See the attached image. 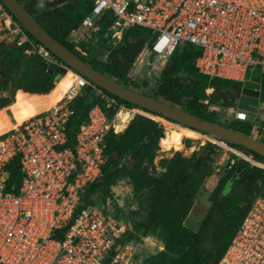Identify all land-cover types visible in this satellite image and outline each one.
Listing matches in <instances>:
<instances>
[{"label":"built area","instance_id":"built-area-1","mask_svg":"<svg viewBox=\"0 0 264 264\" xmlns=\"http://www.w3.org/2000/svg\"><path fill=\"white\" fill-rule=\"evenodd\" d=\"M106 14L111 17L107 27L111 40L120 41L132 28L152 35L143 60L149 79L159 77L183 44L200 50L194 67L210 80L243 84L255 72L264 76V0H92L90 13L70 31L69 42L85 41L86 32ZM0 42L25 47L26 54L39 56L48 66L65 67L13 20L1 2ZM75 50L87 56L82 47L76 45ZM66 69L72 72L73 82L60 101L0 133V264H133L134 244L116 246L129 226L108 209L80 210V206L85 188L101 177L107 159L105 136L121 134L137 114L152 120L154 116L119 104L114 96ZM86 87L115 112L108 118L100 106L92 107L75 131L73 143L65 146L72 102ZM212 91L207 88L206 96ZM199 102L208 105L209 101ZM124 115H131L130 120L124 121ZM233 122H249L248 113L237 110ZM251 133L264 136V122ZM203 135L201 141L223 152L210 178L231 170L238 157L264 169V163ZM15 158L23 178L17 192L6 191L7 167ZM218 264H264V197L254 199Z\"/></svg>","mask_w":264,"mask_h":264},{"label":"trees","instance_id":"trees-1","mask_svg":"<svg viewBox=\"0 0 264 264\" xmlns=\"http://www.w3.org/2000/svg\"><path fill=\"white\" fill-rule=\"evenodd\" d=\"M18 1L21 3L20 0ZM61 1L64 3L60 6L55 3L47 4L40 16H37L34 11L35 0H25L26 4H21L52 38L94 69L125 87L174 106H178L176 98H186L185 103L182 106L179 105V108L215 122L213 113L208 114L207 109L213 104L214 95L226 93L232 81L217 78L210 80L199 74L194 67L195 60L200 55L198 48L183 44L182 48H177L168 59L156 80L145 76L147 80H152L151 83L144 80L138 81L134 72L123 71L112 61L102 67L91 63L88 60V53L86 57L81 56L75 50V46L78 45L86 51L87 47L97 44L116 51H126L145 44L144 60L150 48L149 43L152 37L150 32L143 28H132L123 33L120 41L111 40L107 33L111 17L106 14L96 23L95 29L86 32L85 41L71 43L68 40L69 33L72 29L79 28L82 19L90 13L92 0ZM13 20L16 21L14 18ZM115 44L117 45L114 46ZM25 49L15 44L0 42L2 51L0 91H6L11 87L14 92L22 91L29 96L47 94L42 109L50 107L58 98L59 87L68 78L63 77L58 84L54 85L55 74L48 72L46 62L35 54H26ZM207 88L213 89L209 96L205 94ZM87 97H91V103L84 106L81 101ZM115 99L127 108H138L116 97ZM200 99H208V105L200 103ZM14 100V98L2 100L0 108L9 106L8 109L18 124L42 110H34L24 96L15 103H13ZM95 105L100 106L108 118H111L115 112L113 109L104 107L103 101L91 87L84 88L72 102L73 115L66 125L65 146L73 143L75 131L81 123L86 121L89 110ZM165 120L171 122H168L170 127L175 126L177 129L181 127L175 122ZM238 123L241 124V129L227 127L251 136V123ZM163 137L164 129L158 122L138 114L130 120L121 134L108 133L104 138V154L107 159L102 166L101 177L85 188L80 210L95 206L90 196L96 190L102 194L101 203L105 204L108 199L115 206L114 201L109 198L110 189L117 181L125 178L131 186L132 197L134 199L140 197L145 202L146 218L128 228L117 240L116 246L139 241L141 236L153 231L161 239L163 250L144 258L141 264H218L254 199L264 197V169L245 162L244 170L235 179H232V176L236 169V162L231 170L222 171L207 198L208 208L197 228L193 230L187 227L185 222L205 180L213 172V164L217 160V152L220 148L211 142L193 137L199 139L197 140L199 147L197 146V149L188 157L176 152L171 158L163 160L160 165L164 171L155 177L151 172L159 151V141ZM260 141L264 143V140ZM190 144L191 141L186 140L184 146L190 147ZM229 145L251 156L255 161L264 163V158L253 152ZM7 171L9 178L5 190L17 192L23 178L17 158L11 161ZM117 213L118 211H115L113 216L120 220Z\"/></svg>","mask_w":264,"mask_h":264},{"label":"rangeland","instance_id":"rangeland-1","mask_svg":"<svg viewBox=\"0 0 264 264\" xmlns=\"http://www.w3.org/2000/svg\"><path fill=\"white\" fill-rule=\"evenodd\" d=\"M21 3L26 4L25 0H20ZM36 6L34 7V11L36 12L37 16H40L42 11L44 10L45 6L50 3H55L57 5H62L64 2L61 0H35ZM115 44L114 46H116ZM182 45L178 47V49H181ZM87 53H88V60L91 63H94L95 65H100L101 67L104 66L107 62L112 61L116 63L123 71H132L136 74L138 81L144 80L151 83L152 80L146 79V74L143 68V56L145 54V44L138 48H130L126 51H116L113 48H106L101 45H91L90 47H87ZM1 50H0V63H1ZM169 68V67H168ZM255 76H260L262 87H264V76L260 75L258 72L254 73ZM66 79L67 76H64ZM55 85V83H54ZM14 92L11 87H9L6 91H0V105L2 104V100L14 98L15 100L13 103H15L17 100H20L23 98V96L27 99L26 101L31 104L32 108L34 110L42 109L45 98L41 96H26L25 94L22 95L21 98L17 99V96H21L22 91ZM213 92V91H212ZM264 92V90H263ZM262 98V99H261ZM186 98L179 97L176 98L175 101L178 103V106H182V104L185 103ZM213 104L209 106L208 114L213 113L214 115V123H217L219 125L223 126H230L233 129H241V124L238 122H233V115L237 110H243L249 115V121L253 127H256L257 125L264 122V93L260 95L259 99L243 96L240 93H237V95H233L231 97H225L215 94L212 98ZM221 101V102H219ZM12 103V104H13ZM81 103L84 106H88L91 103V97L84 98ZM10 104V105H12ZM171 105V104H170ZM174 106V105H172ZM178 106H174L179 108ZM9 106L0 108V133L7 131L10 128L11 122L13 120V123L18 124L17 121H15L14 117L12 116L10 110L8 109ZM181 109V108H179ZM183 110V109H181ZM186 111V110H184ZM6 113V114H5ZM11 117V122L8 116ZM157 118V119H156ZM156 120L158 124L162 126L164 129V137H165V131L167 129H170V132L172 134V147L171 149H165L162 148L159 141V151L156 154L155 160L153 162V171L151 172L153 176L157 177L162 174L164 169L160 165V163L163 160H167L172 157V155L176 152H179L182 156L188 157L193 151H195L199 144V140L201 137L194 135L197 133L198 135L203 133H200L195 130H189L188 127L185 128V126L176 124L181 126L179 129L175 128V126L170 127L171 122L166 121L163 116H154L153 120ZM154 120V121H155ZM169 122V123H168ZM165 123V124H164ZM20 124V123H19ZM174 124V123H172ZM255 139H258L259 141L262 139L264 140V136H261L260 134L256 135L255 133H251ZM251 136V137H252ZM163 137V138H164ZM199 139H196V138ZM210 137V136H205ZM193 138V139H192ZM186 140L191 141L190 147H185L184 143ZM201 140V139H200ZM216 140V139H215ZM227 144V142H226ZM199 147V146H198ZM179 150V151H176ZM219 150V149H218ZM218 157L220 158L223 155L222 150L220 149L219 152H217ZM237 160V159H236ZM226 164L223 162V165ZM222 169V168H221ZM221 174H217L216 177L210 178L208 177L199 194L197 195V198L194 203V207L192 211L190 212L188 218L186 219V226L195 230L199 224L200 219L202 218L203 214L206 212V209L208 208L207 198L214 189L217 181L219 180ZM110 196L109 198L114 201L115 206L112 205V202L107 199L106 203L103 204L100 202L102 200V194L100 191H95L91 196L92 202L95 204L96 208H105L109 210L110 214H114L115 211H118V218H120V221H122L124 224L129 226L131 228L134 223H137L139 221H143L146 218V204L145 202L138 197V199H134L132 197L131 193V186L127 179H121L117 181L110 189ZM108 198V197H107ZM136 248V256L134 259L133 264H141V262L144 260V258L148 256H153L156 253L163 250V243L160 238H158L157 234L153 231L148 232L146 235L141 236L139 241L132 242Z\"/></svg>","mask_w":264,"mask_h":264},{"label":"water","instance_id":"water-1","mask_svg":"<svg viewBox=\"0 0 264 264\" xmlns=\"http://www.w3.org/2000/svg\"><path fill=\"white\" fill-rule=\"evenodd\" d=\"M4 8L22 26V28L37 42L42 44L65 67L55 64L48 66V72L54 73L55 83L66 74L67 69L81 75L92 84L101 88L108 94L133 106L139 107L149 113L159 114L165 119L179 125L188 127L210 137L222 140L231 145L264 158V143L241 132L223 125L196 116L188 111L181 110L155 97L143 94L118 83L111 77L94 69L91 65L80 59L66 47L52 38L35 20V18L22 6L18 0H0ZM261 87L260 77L253 76L242 84L241 94L251 98H258ZM245 168V159L238 157L236 169L232 176L235 179Z\"/></svg>","mask_w":264,"mask_h":264},{"label":"bare ground","instance_id":"bare-ground-1","mask_svg":"<svg viewBox=\"0 0 264 264\" xmlns=\"http://www.w3.org/2000/svg\"><path fill=\"white\" fill-rule=\"evenodd\" d=\"M64 76H67L68 79H67V81H66L65 83H63V84L59 87V90H58V98H57V100H56L55 103H57L58 101H60V100L63 98L64 94L67 92L68 88L70 87V85H71L72 82H73V74H72V72H71V71H67L66 74L63 75V76L60 78V80L57 81V82L55 83V85L58 84ZM17 94H18V93H17ZM21 97H22V94H21V96L18 95V96H17V99H19V98H21ZM55 103H54V104H55ZM51 106H52V105H51ZM31 117H32V116H31ZM121 117H122V119H123L124 121H128V120H130L131 115H124V116H121ZM29 118H30V117H29ZM156 119H157V118H156ZM154 120H155V119H154ZM155 121H156V120H155ZM164 124H165V123H164ZM15 125H18V124L13 123V125H12L11 128H14ZM170 129H171V128H170ZM170 129H167V130L165 131V137L162 138V139L160 140V145H161V147H162V148H165V149H167V150H168V149H171V147H172V134H171V132H170ZM189 130H190V129H189ZM194 135H197V136L200 137V135H198L197 133H195Z\"/></svg>","mask_w":264,"mask_h":264},{"label":"crops","instance_id":"crops-1","mask_svg":"<svg viewBox=\"0 0 264 264\" xmlns=\"http://www.w3.org/2000/svg\"><path fill=\"white\" fill-rule=\"evenodd\" d=\"M241 88H242V83H238V82H232L230 85H229V87H228V91L226 92V93H222V94H219L220 96H222L223 98H225V97H231V96H235V95H237V93H240L241 94ZM263 90H264V87H262V83H261V87H260V91H259V97L258 98H255V99H259L260 98V95L262 94V93H264L263 92ZM18 92H20V91H18ZM17 92V93H18ZM22 95H23V93H21ZM47 94H45V95H39V96H41V97H43V98H45V96H46ZM242 95V94H241ZM26 96H29V95H26ZM244 96V95H243ZM262 99V98H261ZM46 100V99H45ZM44 100V101H45ZM6 114V113H5ZM8 116V115H7ZM9 117V119H10V116H8ZM248 117H249V115H248ZM249 123H250V121H249ZM12 125H13V123H11V125H10V128L9 129H11V127H12ZM252 136V135H251ZM253 137V136H252ZM253 138H255V137H253ZM258 140V139H257Z\"/></svg>","mask_w":264,"mask_h":264}]
</instances>
